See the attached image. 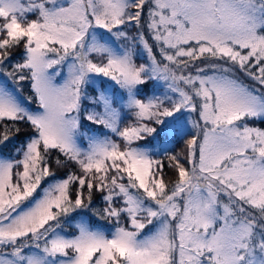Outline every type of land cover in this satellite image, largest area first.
<instances>
[{"label": "snow or ice", "instance_id": "obj_1", "mask_svg": "<svg viewBox=\"0 0 264 264\" xmlns=\"http://www.w3.org/2000/svg\"><path fill=\"white\" fill-rule=\"evenodd\" d=\"M0 20V264H264V0Z\"/></svg>", "mask_w": 264, "mask_h": 264}, {"label": "trees", "instance_id": "obj_2", "mask_svg": "<svg viewBox=\"0 0 264 264\" xmlns=\"http://www.w3.org/2000/svg\"><path fill=\"white\" fill-rule=\"evenodd\" d=\"M0 23H3V21L2 20H0ZM130 34H132V33H130ZM138 60V59H137ZM136 60V61H137ZM144 61H142V63H143ZM245 83H247V82H245ZM151 85H149V86H146L144 89H143V91L144 92H148V89H149V87H150ZM26 87V86H25ZM25 95H27V94H29L27 91H25V93H24ZM142 98V97H141ZM126 117L127 116H125V118L121 121V128H123V127H125V126H127L131 121H130V119L128 118V119H126ZM152 126H156V125H152ZM256 126H258V127H264V123H261V122H259V121H257L256 122ZM23 130V129H22ZM185 139H187V137H185ZM155 145V142L153 143V146ZM169 146L168 147H173V145H174V152H176V153H183L184 151H185V145H184V141L183 140H180L179 141V143H175V141L173 140V141H170L169 142V144H168ZM155 159H161V160H163V162H164V165H165V167H164V179L166 180V181H171V180H173V179H175V173H174V171L170 168V167H168L167 165H168V161H167V158H166V156H162V155H160V156H155L154 157ZM60 175H63V172H61L60 173ZM102 206V205H101ZM103 223H107V222H103Z\"/></svg>", "mask_w": 264, "mask_h": 264}, {"label": "rangeland", "instance_id": "obj_3", "mask_svg": "<svg viewBox=\"0 0 264 264\" xmlns=\"http://www.w3.org/2000/svg\"><path fill=\"white\" fill-rule=\"evenodd\" d=\"M28 18H29V19H32V18H34V17L29 16ZM139 56H140V58H138V60L136 61V63H137V64H140V63H142V61L145 62V60H146V56H145L142 52L139 53ZM144 62H143V63H144ZM104 80H105V78H103V77H99L97 82L99 83L100 81H104ZM245 82H247V83H251L250 81H247V80H245ZM109 84H110L109 91H110V92L115 91L116 96L119 97V96H120V91H119L118 89H116V88H113V87L111 86V82H109ZM159 90H160V91H163V88H161V89H159ZM149 94H151V93H149ZM126 119H128V117H126ZM85 146H86V145H85ZM154 146H155V145H154ZM168 146H169V145H168Z\"/></svg>", "mask_w": 264, "mask_h": 264}]
</instances>
